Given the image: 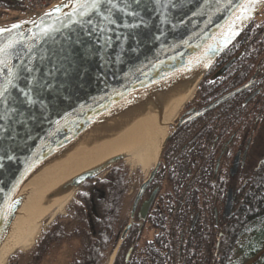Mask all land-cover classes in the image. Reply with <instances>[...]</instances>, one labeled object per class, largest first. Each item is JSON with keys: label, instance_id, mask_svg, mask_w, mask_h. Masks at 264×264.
<instances>
[{"label": "water", "instance_id": "95a60500", "mask_svg": "<svg viewBox=\"0 0 264 264\" xmlns=\"http://www.w3.org/2000/svg\"><path fill=\"white\" fill-rule=\"evenodd\" d=\"M243 1L99 0L93 8V0H64L0 26V48L7 54V67L0 65V239L11 216L3 214L4 206L25 179L125 102L132 107L141 97L156 100L166 77L188 72L195 80L264 4L248 10L237 30L217 36ZM8 68L16 73L11 84ZM124 154L57 184L31 200L28 211L77 188ZM231 204L228 196L223 215Z\"/></svg>", "mask_w": 264, "mask_h": 264}, {"label": "flooded vegetation", "instance_id": "af4514ba", "mask_svg": "<svg viewBox=\"0 0 264 264\" xmlns=\"http://www.w3.org/2000/svg\"><path fill=\"white\" fill-rule=\"evenodd\" d=\"M263 22L264 13L257 16L252 35L240 36L241 30L203 71L192 96L166 125L156 158L144 171L140 165L118 162L119 157L93 175L90 202L96 224L101 223L98 212L104 210L112 212L115 222L119 219L112 244L103 245L104 262L111 256L110 264H127L133 250L144 247L162 228L171 230L166 243L179 250L182 231L199 214L212 213L214 222L225 224L235 204L242 222L249 195L264 191L251 189V183L258 187L264 180ZM228 196L230 212L223 215ZM180 213L186 215L182 221ZM108 225L113 227L112 222ZM249 233L241 234V248ZM263 253L264 247L252 256Z\"/></svg>", "mask_w": 264, "mask_h": 264}, {"label": "trees", "instance_id": "16d2710c", "mask_svg": "<svg viewBox=\"0 0 264 264\" xmlns=\"http://www.w3.org/2000/svg\"><path fill=\"white\" fill-rule=\"evenodd\" d=\"M23 7L20 0H0V13L21 10ZM263 13L264 5L242 29L240 36L243 34L252 35L253 30L257 28V16ZM237 43L238 41L235 39L233 44ZM106 178L109 177L106 176ZM93 180L94 177L91 176L79 184L75 194L80 202H73L74 207L70 217L55 220L37 239L23 260L18 254L10 255L6 264H19L20 262V264H39L46 255L56 252L62 244L69 243L72 239H76L78 243L71 253L68 264H101L106 255L102 251L103 245L109 247L112 244L119 219L115 222L114 215L108 210L98 212V217L101 218L99 225L95 222L97 220L95 216L92 220L88 219L90 198L95 189ZM105 183H108L107 179H105ZM258 185L256 187L251 183V189H264V180L258 182ZM261 192L257 196L249 195L250 201L247 203L242 222L235 204L225 224L220 220L214 222L212 213L206 215L201 213L192 225H186L187 227L182 231L179 250L176 245L166 243V238H170L171 230L162 228L157 231V234L154 233L155 236L152 235L149 241H145L144 247L142 245L139 249L135 246L136 251L133 250L127 264H242L252 257L255 251L264 247V191ZM179 216L182 221L186 215L180 213ZM111 222L113 227L108 225ZM90 225L92 226L90 227ZM255 229L256 234L252 233ZM154 231L156 232V230ZM248 231L250 232L249 241H245L241 248L239 246L241 234ZM175 232L176 237L177 229ZM237 245L239 250L235 252ZM177 253L179 257L172 260L171 255Z\"/></svg>", "mask_w": 264, "mask_h": 264}, {"label": "bare ground", "instance_id": "6f19581e", "mask_svg": "<svg viewBox=\"0 0 264 264\" xmlns=\"http://www.w3.org/2000/svg\"><path fill=\"white\" fill-rule=\"evenodd\" d=\"M262 1L244 0L238 4L236 10L239 14L234 16L236 18L229 26L221 27L216 32L217 36L223 31H234L241 27L248 19L247 11L252 7H259ZM199 76L195 80V75L190 77V82L194 80L192 85L179 87L166 95L160 122L165 123L171 116V111H178L192 96ZM126 105L129 109L132 102L123 104ZM123 106L92 122L13 192L3 210V214L10 211L11 216L0 239V264H6L14 251L26 250L32 246L43 229V218L47 216L50 220L56 213L62 212L72 198L73 189L47 205L28 211L31 200L107 156L125 153L124 161L140 165L142 168L156 158L166 133L165 127L155 122L157 112L144 108L139 113L128 114Z\"/></svg>", "mask_w": 264, "mask_h": 264}, {"label": "rangeland", "instance_id": "374dc122", "mask_svg": "<svg viewBox=\"0 0 264 264\" xmlns=\"http://www.w3.org/2000/svg\"><path fill=\"white\" fill-rule=\"evenodd\" d=\"M29 10L30 9H26L25 7H23V9H21V10H10L9 12H5V13L1 12L0 13V26H4L7 24L9 25L11 23L19 21L20 19H23L24 14L25 15L28 14L26 11H29ZM22 21H24V20H22ZM169 73L172 75L174 73V71H169ZM190 77H191V74H189L188 72H186L184 74H178L177 73L173 76H170V78L166 77V79L161 84L158 85V89H156V91L159 92L157 100H155L154 98H152L150 96L141 97L136 102V105L127 109L125 111V113H128V112H129L128 114H130V113L133 114L136 112L139 113V111L141 112L142 109H144V108H149V109L155 110V112H157V118H156L155 122L158 125H163L166 129V125L175 119V115H176L177 111H171L172 112L171 116H169V118L167 119V121L165 123L160 122L161 118H162V114H163V104H164L163 101H164L166 95L169 94L171 91H175L177 88L182 87V86L188 87L189 85H192L194 80H192L193 82H190V80H189V79H191ZM125 156H126L125 154L121 155L118 162H123ZM148 166L149 165H147L144 168H142L141 166L140 167L142 168V171H144ZM106 167H108V165ZM105 168H103V169H105ZM103 169L101 171H103ZM139 175H140V173H139ZM77 189H73L72 198L66 204V206L64 207L62 212L56 213L50 220H48L47 216H45L43 218V229L40 231L39 235L35 239L32 246L26 250H16L11 255H17L18 254V255H20V259L23 260L25 258V256L27 255V253L30 251V249L34 246L37 239L49 228L50 225H52L53 222H55V220L62 218V217H70V214H71L73 207H74L73 202L74 203L80 202V201H78L79 198H77L76 194H75L77 192ZM28 209H29V205H28ZM88 211H90V214L88 215V219L92 220V218H93V216H95V214H94V212H92V206L91 205H90ZM97 211L98 210L95 211L96 215H97ZM124 218H125V215H124ZM91 226L92 225H90V227ZM77 243H78V241L76 239H72L71 242L66 243V244H62L57 249L56 252H52L51 254L46 255L39 262V264H68L70 261V258H71V253L75 249ZM238 250L239 249H238V245H237L235 248V252ZM111 260H112V257L110 256L108 258V261H106L107 264H110ZM106 262H104L102 260L101 264H106ZM242 264H264V253L259 255V256L249 257Z\"/></svg>", "mask_w": 264, "mask_h": 264}, {"label": "built area", "instance_id": "2783aa9c", "mask_svg": "<svg viewBox=\"0 0 264 264\" xmlns=\"http://www.w3.org/2000/svg\"><path fill=\"white\" fill-rule=\"evenodd\" d=\"M26 9H30L28 11L29 14L34 15L40 12L43 9H46L59 0H21Z\"/></svg>", "mask_w": 264, "mask_h": 264}, {"label": "snow or ice", "instance_id": "6c2138e0", "mask_svg": "<svg viewBox=\"0 0 264 264\" xmlns=\"http://www.w3.org/2000/svg\"><path fill=\"white\" fill-rule=\"evenodd\" d=\"M92 7L93 8L99 7V0H93ZM13 27H17V26L13 25ZM0 31H4V30L0 29ZM0 54H3L5 56L4 59H0V65H4L5 67H7V59H6L7 54H6L4 48H0ZM25 70H27V69H25ZM8 76H9L8 83L11 84L12 80L15 79V77H16V73L13 72L11 68H8ZM2 95H3V93H0V96H2Z\"/></svg>", "mask_w": 264, "mask_h": 264}]
</instances>
